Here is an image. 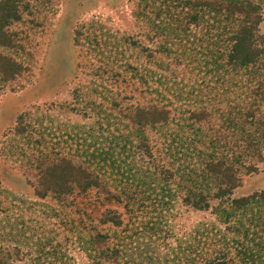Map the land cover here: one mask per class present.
<instances>
[{"label":"rangeland","instance_id":"1","mask_svg":"<svg viewBox=\"0 0 264 264\" xmlns=\"http://www.w3.org/2000/svg\"><path fill=\"white\" fill-rule=\"evenodd\" d=\"M221 2L262 41L223 95ZM261 79L264 0H0V264H264V200L227 214L264 189V128L214 141L221 99L264 116Z\"/></svg>","mask_w":264,"mask_h":264},{"label":"trees","instance_id":"2","mask_svg":"<svg viewBox=\"0 0 264 264\" xmlns=\"http://www.w3.org/2000/svg\"><path fill=\"white\" fill-rule=\"evenodd\" d=\"M208 8H212L210 5H206ZM214 9L218 10L220 13L223 11L225 12V16L221 19H219V23L222 24L223 27V33L218 37V43L220 46V49L216 50V55H215V65H214V70L220 74L221 78V95H223L224 88L223 84L225 82H229L230 79L225 80L224 75L228 73L227 71H231L233 68H235L234 64L238 61L239 64H242L244 66L246 65H252L253 67L257 66L256 62H258V57L261 54V37L257 36L256 32V27L258 22L255 21H250L246 17V23H244L242 20V24L239 26V30L234 31V21H235V13L239 14H244L247 7L241 5H234V3H226V5L221 2L219 6L213 7ZM258 7H253V8H248L247 13H251L254 15L255 13H258L257 11ZM253 20V19H251ZM207 26L206 28L208 30L211 29V26L208 21H206ZM228 26L231 27V29H228ZM205 27L202 25L201 29ZM206 29V30H207ZM183 30L186 32L190 33L192 31V27L188 28L185 27ZM190 38H186V41H188ZM200 49V48H199ZM251 58V60H250ZM262 81L259 83L258 87V92L255 94L256 96L260 95L261 97V102L264 100V79H261ZM247 93V92H246ZM248 95V94H247ZM226 99H221L220 101L222 102L220 107L217 109L218 110V115L220 117L219 119V124L220 127L224 130L223 132H220L218 135H216L214 141L218 146V150H226L230 151L231 150V144H230V138L232 139L233 136H236L237 138L239 137L240 139H244V141L247 140V136L249 137L250 135L254 134V137H256L258 140H260L261 136L256 135L253 131L254 128H264V116L262 115V110L260 111L261 114L257 116H250L246 114L245 117H239L236 118L237 113H232L231 110L234 108L229 106V109L224 111V107L222 108V104L224 101L226 102ZM225 112V113H224ZM191 113L199 114V115H208L211 116L212 113H202L201 110L197 111H191ZM229 115L228 118H230V122L227 121V118H225V115ZM211 135V134H209ZM264 138V135H262V138ZM208 139H206L207 141ZM209 143V142H208ZM216 146V147H217ZM246 147L248 148V144H246ZM253 155V154H251ZM222 164L219 166L213 167V172L220 173L221 175V180L224 178L228 183L226 184V190L220 191L219 194H232V190L235 187V185L238 182V180L241 179V177L238 175L240 169L235 168L232 165H230L229 162L225 160H221ZM245 169H251V165H246ZM222 170V171H221ZM254 171L253 173H255ZM257 197H260L259 200L263 199L264 200V189L260 191V193H256L253 195H249L248 197H237L233 196V199H229L232 210L228 211L227 214L231 215H236L238 214L237 211L247 203L254 202V200L257 199ZM228 198V197H227ZM217 208V207H216ZM215 210V209H214ZM223 253V254H222ZM221 254V255H219ZM219 255V256H218ZM244 253H242L243 257ZM222 259V261H217V259ZM252 258V255L250 256V259ZM232 259L229 257L228 258V253L227 252H221L218 253L213 260V263L209 264H231ZM253 264V263H252Z\"/></svg>","mask_w":264,"mask_h":264}]
</instances>
